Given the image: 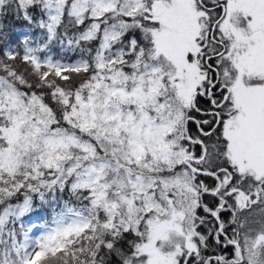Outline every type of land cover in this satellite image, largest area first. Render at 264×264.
I'll return each mask as SVG.
<instances>
[{
	"label": "snow or ice",
	"instance_id": "snow-or-ice-1",
	"mask_svg": "<svg viewBox=\"0 0 264 264\" xmlns=\"http://www.w3.org/2000/svg\"><path fill=\"white\" fill-rule=\"evenodd\" d=\"M0 264H264V0H0Z\"/></svg>",
	"mask_w": 264,
	"mask_h": 264
}]
</instances>
